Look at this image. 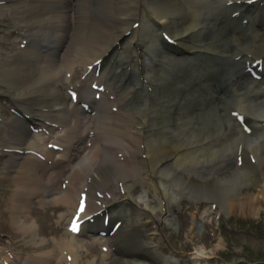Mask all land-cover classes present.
<instances>
[{"label":"bare ground","instance_id":"bare-ground-1","mask_svg":"<svg viewBox=\"0 0 264 264\" xmlns=\"http://www.w3.org/2000/svg\"><path fill=\"white\" fill-rule=\"evenodd\" d=\"M108 1L110 11L106 9ZM219 1L30 0L29 4H23L19 0H0V19L8 11L17 17L14 35L0 37V96L7 98L6 102L16 114L8 123L0 122L8 144L0 148L5 165L2 179L15 186L10 198L11 228L29 238L32 246V243L37 245L38 225L28 214V204L35 198L44 206L48 198H55L49 204L67 210L59 218L60 222L68 221V226L80 224L92 215L95 218L100 211L111 210L112 215L125 218V226L112 238L116 248V257L112 260H109L112 250L106 238L99 235L100 232L94 234L88 230L104 229L98 217V223L87 221L74 230L67 226L61 235L56 234L58 238H49L47 243L52 248L35 256H22L15 248L16 242H10L2 247L6 251L0 254V264H4L3 261L8 264L23 261L24 264L27 261H31L30 264H180L182 259L174 252L169 256L164 254L156 243L157 236L149 239L144 232L148 233L150 225L160 232L157 220L173 224L176 213L170 206L179 207L180 200L188 196L186 191L191 192L190 199L197 202L220 198L225 212L239 210L238 213L253 214L256 211V200L264 197V132L260 139L246 135L231 116V106L245 112L253 127L264 126V87L252 80L244 67L250 59H264V25L259 27L264 22V13L257 12L256 8L252 13H241L248 25L241 26L239 35V27H231L227 20L237 23L240 19L224 16L217 8ZM232 1L244 9L251 0ZM253 1L264 3V0ZM60 9L67 15L56 13ZM79 13L89 16L92 13L95 15L92 19L98 17L97 13L103 17L118 13L111 15L118 29L106 31L104 20L109 18L103 20L99 16L101 23L96 25L102 32L85 39L86 27L78 25L77 39L68 44L61 55L52 53L46 45L52 42L60 46L70 40L63 26L75 21ZM164 32L171 33L178 42L173 47L174 52L154 49ZM3 45L13 48L4 50ZM204 53L216 59L229 57L233 61L240 57L241 72L249 87L238 86L236 76L223 75L218 65L204 66L198 69L200 72L190 74L189 67L193 69L199 55L203 57ZM133 54L138 59L137 71L130 70ZM177 59L188 67L182 74L183 82L172 72ZM77 62L91 74L87 82L104 84L109 92L104 93L105 108L95 117L91 114L89 122L83 117L79 104L73 103L67 94ZM100 67L99 75L96 71ZM121 68L124 71L120 75ZM229 77L233 79L232 84ZM216 81L222 89L215 86ZM226 91L233 93L232 100L215 98ZM208 92L214 101L207 99ZM109 95H113L112 100ZM226 118L233 129L236 127L235 135L240 137L238 141L234 139L235 142L231 137L229 144L220 142L219 137L220 124ZM85 125H88L86 131ZM31 127H37L38 132L33 133ZM60 131L63 137L53 144L63 150L57 153L50 150L48 144L56 141L50 138H57ZM90 131L94 132L93 136H84L83 132ZM214 138L215 146L198 147ZM86 140L88 144H84ZM220 145H225L224 149L235 157L251 155L255 158V167L244 163L236 169L248 177L241 179L225 174L214 181L201 173L208 160L218 159L223 152L224 149L220 150L217 156L210 152ZM74 147L84 150L75 155ZM37 153L46 160L39 159ZM49 160L61 162H52L56 166L51 167ZM255 174H259L257 178ZM63 179H67L65 190L62 182H58ZM135 183L139 185L137 191ZM250 184L259 188L257 198L258 194L243 193L242 188ZM118 191L125 195L118 197ZM204 213L211 216L213 212ZM204 224L209 226L205 221ZM42 242L47 244L44 238ZM106 246L108 251L102 250ZM94 247H99L96 255L92 253ZM146 250L148 255L141 254ZM207 254L196 249L190 254L194 259L189 262L209 264L210 253Z\"/></svg>","mask_w":264,"mask_h":264},{"label":"rangeland","instance_id":"rangeland-1","mask_svg":"<svg viewBox=\"0 0 264 264\" xmlns=\"http://www.w3.org/2000/svg\"><path fill=\"white\" fill-rule=\"evenodd\" d=\"M19 1L23 4L30 3V0H19ZM106 9L108 11L111 10V6L109 7V1L107 2ZM31 11H34V10H31ZM62 12L63 11H61L60 9V10H57L56 13H62ZM11 13L12 12H9V11L5 12L0 19V37L4 38L5 35L14 34L13 32L15 31L17 27L16 25L17 17L12 15ZM90 14H91L90 16L87 13H84V14L81 13L80 14L81 16L77 14V18L75 19V21L72 20L69 23V25L68 23L64 24L63 26L64 27L63 29H65L64 33L66 32L65 34L68 36V38H70V40L67 39V41H65L59 46V48L56 51L58 55H61L64 52L68 44H70L71 42H74L77 39L76 29L79 26L81 28L82 26L84 27L85 25L86 27L85 31L89 30V32L84 31V33H86L85 39H87L91 34L94 35V34H97L96 32H102L99 30L100 28L98 29L97 27L98 23H101V18L99 17L101 16L100 13H97V14L95 13L96 17L98 16L96 19H92V18H95V15H92V13ZM103 14H106V13H103ZM113 14H118V13H110V14L108 13L110 17L101 16L103 20L104 18L105 19L111 18V20L109 19H108L109 21L107 20L108 24L106 23L107 21L104 20V29H106V31L110 29L115 31L118 29L117 24H115V20L113 21V18L111 17V15ZM63 15H67V14L63 13ZM98 18L100 19V21ZM82 22H83V25H81ZM91 23L92 25H90ZM106 31L104 33H108ZM72 33H74L75 35ZM11 47L13 48V46L11 45L1 46L2 49L9 50V51L11 50ZM16 49H18V47ZM133 59H136V58L133 56ZM75 67H76L75 72L74 74H72V81H71L72 84L71 85L73 84L75 85L76 83L80 82L81 78L83 77L85 73V69L84 67H82L81 63L77 62L75 64ZM6 101H7L6 97L4 98L2 97V99H0V111L2 115H4L3 116L4 119L7 120V122H9L11 118H13V114L10 113L6 105L8 102ZM100 119H102L101 115H100ZM234 129H235L234 130L235 133L233 132L234 134L233 142L235 141L234 136L236 137L235 134L237 133L236 127ZM6 141H7V136H5V129H2L0 130V146L1 147L8 146V144L5 143ZM79 152L80 151L76 153L78 154ZM262 154L264 155V153ZM216 162H219L220 164L216 169V173L218 175L216 176L217 178H220V177L222 178L223 176H226L228 174L229 176H232L234 178H236V175H237L238 178L242 179L243 175L241 173L236 172V169L238 166L236 165V160H235V156L233 153H231V156H228L224 160H217ZM1 165L3 164L0 162V166ZM203 170L207 171V169L203 168L201 170V173L203 172ZM3 171L4 170L2 169V173ZM65 181H67V179H63L62 181L59 180L58 182L63 183ZM8 182H9L8 180H3L0 178V235L8 236V237H0V241L3 242V243H0L1 244L0 253L3 251H6V250H2V247L6 246L7 238H10L14 242H16L15 244L17 248L25 252L26 250L28 251V249L26 247L27 245L24 246L22 243L25 241L24 237L21 236L23 238L22 239L20 235L15 233V231L11 228L12 222H11V211H10V198H11L12 193L9 196V190L10 188H13L14 186L10 185V183ZM62 183H61V186H62ZM58 187L60 188L59 184H58ZM190 187L194 190L192 185H190ZM138 188H139V185L137 183L135 190L137 191ZM258 189L259 188L257 187L249 186L246 188H242V191L245 194L250 192L254 196L258 194L256 196L257 198L259 196ZM186 193L188 197L189 195H193L189 191H186ZM120 194L121 193L119 192L118 197L122 195ZM53 199L55 198H48L47 201L50 202ZM31 201H33V204H34L33 212L36 210L35 215L33 212L31 213L34 218L31 216V214H29V212L28 214L33 219H35V222H37V225L39 227L37 229V234H38L37 235L38 239L36 240L37 245L41 247L47 245L48 246L47 250H49L50 248H52L47 243L49 238L51 239L58 238V236L61 235V233L59 235H56L58 233L49 234L50 235L49 238L42 237V235L46 236L48 235L47 234L48 232H63L66 225L63 221L58 222V215L60 217V215L65 214L67 210L63 208L55 207L56 205H50L49 202L44 206L43 204H41L40 199H37V198L32 199ZM195 204L196 203L192 202L191 200L182 199V204H181L182 209L179 210V213H178L179 228L176 230L175 227H170L167 231H164L165 240L172 247V249H174L176 252L180 254L189 253L191 255L195 253L196 249L204 250L206 254L210 253L209 255L207 254L208 257H210L209 259L207 258V262H209V264H264V197L259 198L258 201L256 200V203H255L256 211L253 214L251 212H246L243 214V213H238L239 210H236V211L231 210V212L230 211H227L226 213L221 212V215H220L219 210L214 211L211 217L206 218V221L208 222L209 226L206 225V228H204V230L201 233H199L195 228V232L191 236V234H188L187 232L193 227V219L194 218L197 220L202 219L201 217L203 213L212 208V206L210 205L211 203L203 202L202 204H199V207L197 210L195 209L196 208ZM61 210L63 211L61 212ZM50 211H57L56 213H54L55 214L54 217L51 216ZM43 238L46 240L47 244H45V242L41 243V239ZM26 239H27L26 243L29 244L30 239L29 238H26ZM32 244L35 247L34 245L35 243H32ZM217 249L218 251H215ZM40 250L41 249L39 248L34 249L36 253L38 252L40 254L47 251L45 250V251L39 252ZM164 250L167 251L166 249ZM29 251H32V248L29 249ZM213 252L214 254H212ZM31 255L35 256L36 254L35 255L31 254ZM191 255L188 257L189 261L194 259ZM183 256L184 255L182 254V259H183ZM188 258H186L187 259L186 261H188ZM187 264H192V263L187 262Z\"/></svg>","mask_w":264,"mask_h":264},{"label":"water","instance_id":"water-1","mask_svg":"<svg viewBox=\"0 0 264 264\" xmlns=\"http://www.w3.org/2000/svg\"><path fill=\"white\" fill-rule=\"evenodd\" d=\"M259 3V4H258ZM217 8L219 9V11H221L222 12V14L224 15V16H226L227 18H229V17H232V19H240V21H238L237 23H232L231 21H229V19L227 20L228 21V24L231 26V27H235V26H238L239 27V35H240V32H242L241 30H242V28H241V22H242V18H243V15L241 14V13H252L254 10H252L253 8H256V9H262V8H264V3H261V2H254L253 0H251L250 2H248L247 4H245V7H244V9H240L239 8V5L238 6H236V4L231 0V1H229V2H227V3H224L223 1L221 2V0L217 3ZM233 13V14H232ZM239 13V16L238 17H236V16H234L235 14H238ZM247 19V18H246ZM204 54H206L205 56H201V55H199V59H197V61H196V64L193 66V69L192 68H189L188 70L190 71L189 73L190 74H193V73H195V72H200V70H198V69H201L202 67H204V66H210L211 64L214 66L215 64H217V65H219L223 70H224V72H225V74L226 73H229L228 75H232L233 74V72L237 75V76H239V69H240V66H239V64H235V65H233V68H228V66H227V63H228V61L229 60H231V58H229V57H224V58H221V57H219V58H214V57H212L213 55H211L210 53H204ZM207 55H209V56H207ZM231 62V61H230ZM179 65H181V61H176L175 62V64H174V68H173V74H174V76L176 77V78H178V79H181L182 81H183V72H182V70H180L181 69V67L179 66ZM213 72H215L214 71V69H213ZM241 79H239V81L237 82V85L238 86H242V87H249V84H248V82H246V80H244L243 78H242V76L240 77ZM236 79V78H235ZM219 86V87H221V85H219V84H216L215 86ZM221 89H222V87H221ZM207 92V91H206ZM211 93L210 92H208V93H206V95H207V99L208 100H212V101H214V99L212 98V96L210 95ZM229 96H230V94H229ZM217 99H219L220 101H225L226 100V95L224 94L223 96H218L217 97ZM185 101H184V103L186 102V98L184 99ZM217 105V104H216ZM219 107H220V105H219ZM222 108V107H221ZM243 113H245V112H243ZM246 115V114H245ZM231 116H232V113H231ZM245 129H244V131H245V134L246 135H248V136H251V138L252 139H259L260 137H261V135L263 134V132H264V126L263 125H258V126H252L251 124H249L248 123V121H246L245 122ZM220 128H221V133L219 134V137H222V139H220L221 141L220 142H222V141H225L226 142V144H228L227 142L229 141V139H230V137H232L233 138V135L234 134H231V132L234 130L233 128H231V125H230V122H228V120H227V118L226 119H224V122H223V124H220ZM234 132V131H233ZM229 133V134H228ZM235 133V132H234ZM227 135V136H226ZM231 135V136H230ZM239 138L240 137H238V136H236L235 137V140H239ZM212 141H214V142H216L215 141V138L214 139H212V140H207L205 143H203V144H201V145H199L198 147H213V146H215V143H213ZM235 142V141H234ZM225 144V145H226ZM210 145V146H209ZM225 145L223 146V145H220L218 148H216L214 151H210V152H213L214 153V155H215V153H216V155L218 154V152L220 151V150H223L224 149V147H225ZM207 153H209V150L208 151H206ZM229 154H231L230 152H227V150H223V152L221 153V155L218 157V159L217 160H224L225 158H227L228 156H229ZM215 159H213V160H208L207 161V163L206 164H204L203 166H204V168L205 169H207V171H204L203 170V172L202 173H206L207 174V177H209V178H211L212 180H219L220 178H217L216 176H218L217 175V173H216V169H217V167L220 165L219 164V162H216L217 160H215ZM236 160L238 161V164H239V166H238V168H241V166H243L244 165V163H245V166H252V167H255V165H256V160H255V158L253 157V156H251V155H247V157H236ZM236 172H238V173H240L239 171H236ZM242 174V173H241ZM246 176V177H248V174H243V176ZM259 174H255V177L257 178V176H258ZM242 176V177H243ZM238 178V177H237ZM191 197L189 196H185L184 198H182V199H188V200H191L190 199ZM180 201H182V200H180ZM179 201V202H180ZM192 202H196V203H201V202H213V203H216V204H221V200H220V198L218 199V200H212V199H203V200H201L200 202H197V201H194L193 199L191 200Z\"/></svg>","mask_w":264,"mask_h":264},{"label":"snow or ice","instance_id":"snow-or-ice-1","mask_svg":"<svg viewBox=\"0 0 264 264\" xmlns=\"http://www.w3.org/2000/svg\"><path fill=\"white\" fill-rule=\"evenodd\" d=\"M81 211H83V207L81 208Z\"/></svg>","mask_w":264,"mask_h":264}]
</instances>
